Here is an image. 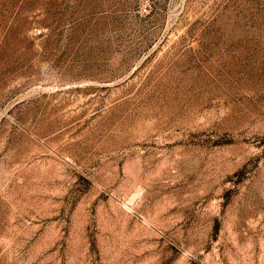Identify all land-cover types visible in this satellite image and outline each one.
Segmentation results:
<instances>
[{
    "label": "rangeland",
    "instance_id": "rangeland-1",
    "mask_svg": "<svg viewBox=\"0 0 264 264\" xmlns=\"http://www.w3.org/2000/svg\"><path fill=\"white\" fill-rule=\"evenodd\" d=\"M0 264H264V0H0Z\"/></svg>",
    "mask_w": 264,
    "mask_h": 264
}]
</instances>
